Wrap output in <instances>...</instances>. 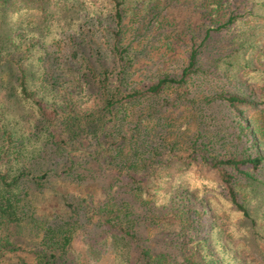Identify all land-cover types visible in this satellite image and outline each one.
<instances>
[{
	"label": "rangeland",
	"instance_id": "rangeland-1",
	"mask_svg": "<svg viewBox=\"0 0 264 264\" xmlns=\"http://www.w3.org/2000/svg\"><path fill=\"white\" fill-rule=\"evenodd\" d=\"M123 2L129 39L141 37L139 64L130 72L138 83L178 74L187 54L183 44L187 35L181 31L211 19L208 11L202 14L200 2L211 12L217 10L213 16L218 22L225 21L229 11L233 16L215 36L214 47L204 51L202 71L192 69L187 80L167 85L155 97L141 98L131 106L139 117L130 127L135 129L137 123L142 134L150 131L147 143L161 151L143 192L151 204L144 210L160 209V219L142 226L143 241L178 260L197 247L196 240L201 238L221 264H264V160L255 179L239 177L233 183L246 210L242 214L228 198L217 169L194 161L190 154L193 141L213 158L264 153V0H216L215 6L211 0ZM151 5H156L155 16L149 11ZM110 7V0H49L41 10L35 4L8 0L0 9V61L16 57L24 68L27 87L47 107L95 108L100 99L92 68L97 51L106 56L103 26L110 23ZM138 24L140 29L133 32ZM155 25L156 30L147 29ZM167 39L179 41L174 50L165 46ZM1 72L0 65V77L5 78ZM1 83L0 127L9 128L31 155L42 139L37 113L30 101L8 92ZM232 93L244 102L229 105L219 98ZM3 165L0 161V168ZM104 184L101 177L59 180L55 186L97 206L107 195ZM31 192L37 216L55 220L58 204L53 191ZM110 192L118 198L125 190L114 185ZM179 203L189 207V226L179 222L171 208ZM165 210L166 216L162 215ZM62 263L137 264L129 241L93 226L77 230Z\"/></svg>",
	"mask_w": 264,
	"mask_h": 264
},
{
	"label": "trees",
	"instance_id": "trees-1",
	"mask_svg": "<svg viewBox=\"0 0 264 264\" xmlns=\"http://www.w3.org/2000/svg\"><path fill=\"white\" fill-rule=\"evenodd\" d=\"M18 1L35 4L40 9L49 2ZM211 1L215 6L216 0ZM110 2V23L103 26L106 56H100L97 51L98 58L92 68L100 99L95 108L47 107L42 98L36 97L34 90L27 87L24 68L15 56H7L0 61L1 74L6 75L5 78L0 77V88L4 82L8 92H17L21 99L30 101L38 116L42 138L37 150L30 155L9 128L0 127V161L4 164L0 168V264H64L72 238L78 229L86 226L97 227L116 239L129 241L137 264H221L220 259L205 249L201 238L196 240L199 249L192 248L178 260H173L175 257L168 251H156L143 241L142 226L157 224V219H160V209L144 210L151 204L143 192L161 160V151L147 143L145 136L148 137L150 131L145 130L144 135L137 123L135 129L129 123L138 121L139 116L131 109L135 102L155 97L165 86L187 80L192 69L202 71V55L214 47L215 36L221 34L220 28L233 17L231 11L225 21L218 22V18L213 16L217 10L211 12L200 2L202 14L207 15L208 11L211 19L192 28L181 29L187 35L183 43L187 54L178 74H164L155 80L138 83L132 80L130 72L139 64L137 46L141 37L129 39L131 32L124 21L123 0ZM7 3L8 0H0V9ZM155 6H149L152 16L157 13ZM156 26L147 29L156 30ZM134 28L133 32L138 31L139 24ZM142 28L145 32L146 25ZM165 41V46L173 50L179 43L170 39ZM219 98L229 105L244 102L242 96L235 93L220 95ZM238 124L243 131L242 121L239 120ZM190 145L194 161L217 169L231 203L246 214L233 183L239 177L255 179V171L264 160V153H231L213 158L204 154L195 141ZM101 177L104 178L107 195L97 206H89L83 198L78 199L55 186L59 180L78 182ZM114 185L123 186L126 194L124 192L116 198L110 192ZM44 189L52 190L57 198L58 212L51 222L37 216L32 204L30 190L33 193ZM139 207H143L142 212ZM171 208H175L179 222L191 225L187 220L189 207L179 203L172 204ZM166 213L165 210L162 215L166 216Z\"/></svg>",
	"mask_w": 264,
	"mask_h": 264
}]
</instances>
